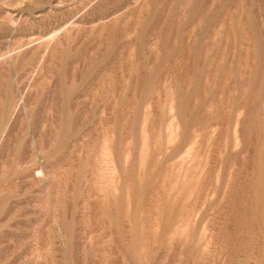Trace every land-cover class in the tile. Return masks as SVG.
<instances>
[{"label": "rangeland", "instance_id": "374dc122", "mask_svg": "<svg viewBox=\"0 0 264 264\" xmlns=\"http://www.w3.org/2000/svg\"><path fill=\"white\" fill-rule=\"evenodd\" d=\"M0 264H264V0H0Z\"/></svg>", "mask_w": 264, "mask_h": 264}]
</instances>
